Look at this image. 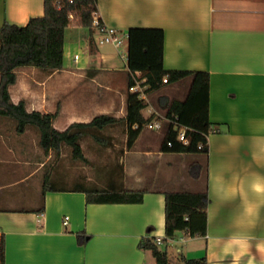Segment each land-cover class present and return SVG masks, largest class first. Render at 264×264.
<instances>
[{
	"label": "crops",
	"instance_id": "1",
	"mask_svg": "<svg viewBox=\"0 0 264 264\" xmlns=\"http://www.w3.org/2000/svg\"><path fill=\"white\" fill-rule=\"evenodd\" d=\"M96 11L127 38L131 27L163 28L165 68L210 73L209 152H163L162 141L142 130L131 147L127 137L128 150L117 159L127 177L108 184L145 190L142 202L89 203L82 191H47L40 213L44 163L35 165L25 157L31 148L28 130L12 141L5 133L9 120L0 119V163H6L0 166V177H13L0 182V253L4 235L5 264H157L151 250L138 246L144 236L163 240L160 247L167 249L169 264L203 256L207 264H264V0H98ZM42 15L44 0H0V28L5 21L26 25ZM71 24L77 25L73 18L66 29L63 67H19L18 80L10 86L12 100H25L29 111L58 110L54 126L60 130L99 114L124 118L127 55L113 44L99 45L97 28L90 31L84 53H73L67 36ZM190 84L191 77H186L154 92H160L159 98L184 99L176 96L183 87L186 96ZM156 107L158 102L148 104L149 116ZM116 124L128 136L126 123ZM37 137L32 142L36 155ZM81 145L85 153L84 139ZM136 158L142 160V175L136 171ZM179 160L191 168L201 169L199 163L206 167L203 186L193 184L189 190L207 187L208 228L202 236L179 232L176 239H165L164 192L170 189L159 186V174ZM152 165L158 174L154 179L143 171ZM190 174L201 181L200 172ZM75 182L72 186L80 183ZM82 231L88 234L84 244L77 238ZM172 245L180 255L170 253Z\"/></svg>",
	"mask_w": 264,
	"mask_h": 264
},
{
	"label": "trees",
	"instance_id": "2",
	"mask_svg": "<svg viewBox=\"0 0 264 264\" xmlns=\"http://www.w3.org/2000/svg\"><path fill=\"white\" fill-rule=\"evenodd\" d=\"M98 0H44V15L32 18L26 25L5 21L0 28V116L15 119L16 130L24 133L34 126L39 132V144L45 152L61 154L65 145L71 147L74 159L88 161L81 141L92 137L95 141L107 144L101 132L108 126L124 121L127 126L128 147H131L145 125L154 114L146 117L143 110L148 103L138 94L128 92L127 114L117 118L110 114L96 115L89 122H74L60 130L54 126L58 110L55 112L29 111L25 100L14 102L10 86L18 80L17 69L22 66H35L43 70L61 69L64 64V43L66 29L72 18L79 26H86L91 32L93 12L97 10ZM165 31L158 27H131L128 31L127 65L129 86L134 75L141 71L149 85L147 92L157 91L165 83L176 82L191 77L189 91L184 99L160 97L158 106L164 114L178 124L187 127L188 144L178 139V129L173 122L166 124V133L161 145L163 152L203 153L209 152L208 136L211 131L209 117L210 73L205 70L167 69L164 65ZM167 78L168 82H164ZM138 125V127H134ZM203 147L199 148V144ZM200 168L204 164H200ZM82 191L89 203H139L143 201L145 190H126L88 186L80 182L77 186L58 184L49 172L43 178V205L45 209L47 191ZM165 194V239H176L179 232L189 236H202L208 228V206L210 203L207 187L203 190H166ZM27 211V210H26ZM150 227V232L152 231ZM85 231L77 234L78 242L87 241ZM155 236H144L138 246L151 250L157 264H169L167 249H162ZM6 241L1 239V264H5ZM184 264H207L206 257L183 258Z\"/></svg>",
	"mask_w": 264,
	"mask_h": 264
},
{
	"label": "rangeland",
	"instance_id": "3",
	"mask_svg": "<svg viewBox=\"0 0 264 264\" xmlns=\"http://www.w3.org/2000/svg\"><path fill=\"white\" fill-rule=\"evenodd\" d=\"M75 22V20H74ZM68 41L70 43V49L73 51L79 52V54L84 53V43L89 41L90 39V30L86 26H79L75 24H71L70 28L67 32ZM100 35H96V41L99 40ZM94 46V43L92 44V47ZM123 52L125 55L128 54V38L124 35V44L122 47ZM69 59V58H68ZM70 60V59H69ZM71 65L74 66V63L72 60L69 61ZM38 68V67H36ZM39 70H43L39 68ZM39 72V71H38ZM23 75V73H20ZM25 77V76H24ZM129 80V76H127V79L123 83V87L127 91V83ZM28 83V82H24ZM185 88V87H183ZM180 91L181 96L176 97H184V90ZM162 93V92H161ZM160 92L157 94L153 91L148 93V104L151 105H157V102L159 101V95ZM187 95V94H186ZM157 112L159 114H163V112L156 107ZM143 112L149 116V109L145 108ZM158 114V115H159ZM0 119L3 120H9L11 123L6 122L5 125L7 127L5 133L11 137V140H15L17 137V134H20L16 130V120L0 116ZM57 122L59 121V114L55 118ZM28 130V131H27ZM25 132V137L28 139V145L31 147L28 149V153L25 157L29 159L32 164H40L44 163L40 174H42V180L40 183V187L43 186V174L49 172L52 180L55 181L58 184H66L68 186H72L73 183H76V181L83 182L84 184L88 186H97V187H108V184L111 180L113 182L115 181H124L127 177V174L124 172L123 164L118 159V156L123 155L127 150V135H126V129L123 128L122 124H115L112 126H108L105 128L101 135H103L105 138H107V144H102L97 141H95L92 137H85L84 138V144H85V155L88 158V161H82L74 159L72 156V150L71 147L65 145L61 151V154H57L55 151H49L45 152V150L40 146L39 147V154L36 155L34 152V143L35 139L37 140V134H39L36 127L31 126L27 129ZM166 127L163 129H149L147 126L143 128L142 134L144 135H150L159 140V142H163L164 140V133H165ZM40 145V144H39ZM162 145V144H161ZM41 157V158H40ZM13 162L14 160L10 158ZM136 171L139 172V174L142 175V160L141 158H136L134 160ZM6 165V163H0V166ZM12 165V164H11ZM33 168V166H32ZM202 169V170H201ZM199 169L198 167H190V164L184 161H175L173 162L171 168L166 170V172H160L159 174V186L167 187L170 190H178V189H190L193 187H196V185L193 184H199L203 186V184L206 181V167H202ZM145 173L148 174L150 178H153L154 176H158L156 173V166L152 165L147 167L146 169H143ZM201 173V181H196L195 178L190 173ZM12 177V176H11ZM13 178V177H12ZM12 178H8V176L0 177V182L2 181H8L12 180ZM155 178V177H154ZM153 178V179H154ZM168 182L169 184H166ZM39 187V188H40ZM179 248H182V243H179ZM177 246V245H176ZM174 245L169 247L170 253H174L177 255H180L181 252H179L178 247ZM186 253V252H185Z\"/></svg>",
	"mask_w": 264,
	"mask_h": 264
},
{
	"label": "built area",
	"instance_id": "4",
	"mask_svg": "<svg viewBox=\"0 0 264 264\" xmlns=\"http://www.w3.org/2000/svg\"><path fill=\"white\" fill-rule=\"evenodd\" d=\"M93 26L94 28H97L100 33L98 40L99 45L113 44L122 51L123 56H126L122 50L124 44V35L119 33L118 28L104 23L100 19L97 11L93 12ZM79 58L80 55L76 54L75 59L78 60ZM146 81L147 79L144 77L143 73L141 71H137L134 75V82L129 86V91L138 94L140 98L144 99L148 103L147 89L149 85L146 84ZM164 82H168L167 78H164ZM150 111L152 114H154V117L145 126H147L149 129H163L168 122H173L175 128L178 129V139L185 144L189 143L190 139L186 134L187 127L178 124L175 120L168 118L165 114H159L157 110H154V108H150ZM134 127H138V125H135ZM202 147L203 143L199 144V148ZM68 219L69 217L66 216V224ZM156 240L158 244L163 242L161 238H157Z\"/></svg>",
	"mask_w": 264,
	"mask_h": 264
}]
</instances>
